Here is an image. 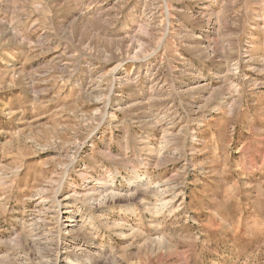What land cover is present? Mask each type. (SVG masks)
Returning <instances> with one entry per match:
<instances>
[{"label":"rangeland","instance_id":"rangeland-1","mask_svg":"<svg viewBox=\"0 0 264 264\" xmlns=\"http://www.w3.org/2000/svg\"><path fill=\"white\" fill-rule=\"evenodd\" d=\"M0 264H264V0H0Z\"/></svg>","mask_w":264,"mask_h":264},{"label":"bare ground","instance_id":"bare-ground-1","mask_svg":"<svg viewBox=\"0 0 264 264\" xmlns=\"http://www.w3.org/2000/svg\"><path fill=\"white\" fill-rule=\"evenodd\" d=\"M78 3V2H77ZM146 5V4H145ZM168 8H169V6H168ZM78 10V9H77ZM96 17L98 18L99 17V15H96ZM98 20V19H97ZM213 23V22H212ZM96 25H98V21H96V20H93V19H83L82 20V22H81V28L83 29V31H84V33L85 34H87L88 36H94V37H96L97 39H98V36L97 35H94L92 32V30L94 29L93 27H95ZM93 28V29H92ZM97 28V27H96ZM95 28V29H96ZM17 30V29H16ZM143 30V29H142ZM18 31V30H17ZM17 31L16 32H14L13 31V36H18L19 34H17ZM101 31V30H100ZM95 32V31H94ZM97 32V31H96ZM10 33H12V32H10ZM21 34V33H20ZM12 35V34H11ZM13 38V37H12ZM23 40V39H22ZM18 41V40H17ZM175 43V42H174ZM175 49V48H174ZM236 54V53H235ZM148 58V57H147ZM121 67V66H120ZM120 67H117L116 69H115V71L116 70H119L120 69ZM226 68V67H225ZM228 70H229V68H228ZM228 74V73H227ZM144 76V75H143ZM127 77V76H126ZM226 77V76H225ZM225 77H224V79H225ZM147 78V77H146ZM134 80V79H133ZM137 80V79H136ZM141 80V79H140ZM114 81H116V80H114ZM127 81H129V78H126L125 79V83L127 82ZM122 82V81H121ZM148 83H150V81H147ZM228 83H229V81H228ZM113 84H114V82H113ZM154 84V83H153ZM158 84V83H157ZM122 85H123V83H122ZM130 85V84H129ZM231 85V84H230ZM152 86V85H151ZM161 86V85H160ZM233 87V86H232ZM161 88V87H160ZM164 88V87H163ZM154 90V89H153ZM161 90V89H160ZM156 91H158V89L156 90ZM152 94H153V92H152ZM160 124V123H159ZM145 147H147V146H145ZM151 152H152V149L150 150ZM155 151V150H154ZM156 152V151H155ZM158 152V151H157ZM156 154V153H155ZM159 154V153H158ZM160 157V155L158 156V158ZM165 157V156H164ZM163 158V157H162ZM160 165V164H159ZM144 178L141 176V175H139V174H137L136 173V177L134 178V181L132 182V184L133 185H136V186H148L149 185V183L148 182H146V183H144ZM57 183V182H56ZM60 185V184H59ZM101 186H112V179H110V180H105V183L104 184H100ZM58 186V185H57ZM61 186V185H60ZM107 187H104L105 188V190L106 191H108V188ZM159 187V186H158ZM59 190H61V189H59ZM151 190V189H150ZM161 190V189H160ZM71 193V192H70ZM106 194V193H105ZM56 195H57V191H56ZM72 196V195H71ZM70 196V197H71ZM76 196H78L77 194H76ZM84 196V195H83ZM69 198V197H68ZM82 200V199H81ZM47 201V200H46ZM66 201V200H65ZM50 202V201H49ZM59 203V202H58ZM89 203V202H88ZM167 204V203H166ZM59 206H62V204H60ZM69 206V205H68ZM59 209V208H58ZM69 216L67 217V221H68V223L69 222H71V223H75V225H73V227L75 226V227H77V223H78V221H77V214H75V213H71V214H68ZM79 227V226H78ZM73 229V228H72ZM79 229V228H78Z\"/></svg>","mask_w":264,"mask_h":264}]
</instances>
